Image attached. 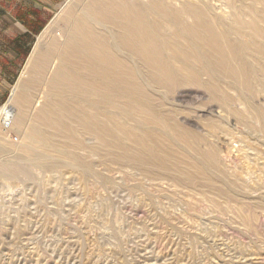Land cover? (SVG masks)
Segmentation results:
<instances>
[{
	"label": "rangeland",
	"instance_id": "1",
	"mask_svg": "<svg viewBox=\"0 0 264 264\" xmlns=\"http://www.w3.org/2000/svg\"><path fill=\"white\" fill-rule=\"evenodd\" d=\"M81 2L59 0L34 31L30 57L0 106L1 111L8 105L23 77L32 95L28 118L14 125L3 113L11 124L8 129L0 123V166L20 168L14 173L0 167V264H264V74H250L251 92L244 90L242 74L235 85L221 77L220 88L232 98L229 107L211 101L203 87L168 94L148 85L158 108L173 115L164 122L135 123L137 139L123 142L127 154L103 149L89 135L84 148L74 150L78 160L54 151L41 135L31 142L43 103L81 102L71 92L82 88L53 86L59 61L53 44L62 38L56 28L44 36L64 5ZM220 2L223 16L228 9ZM46 53L52 59L42 71L27 69L30 58ZM173 120L188 131L186 138L175 135ZM55 139V145L73 150L62 137ZM30 144L39 149L31 155ZM147 145L193 176L178 177L176 167H145ZM210 148L218 150L222 173L201 158ZM199 168L206 174L199 175Z\"/></svg>",
	"mask_w": 264,
	"mask_h": 264
},
{
	"label": "bare ground",
	"instance_id": "2",
	"mask_svg": "<svg viewBox=\"0 0 264 264\" xmlns=\"http://www.w3.org/2000/svg\"><path fill=\"white\" fill-rule=\"evenodd\" d=\"M218 1L82 0L67 9L64 5L44 33L56 28L62 38L53 44L59 61L52 83L59 90L80 87L83 92L71 94L82 98L66 103L62 94H53L64 99L42 104L30 129L31 142H38L35 136L41 135L50 140L54 151L78 160L74 150L83 149L84 136L89 135L97 146L121 148L127 154L129 148L123 142L137 139L135 123L164 122L173 115L158 108L148 85L164 88L168 94L179 87H203L221 107H229L232 101L219 86L221 77H231L235 85L242 74L244 90L253 91L250 74H264V0H222L220 7L228 9L222 13L225 16L219 15ZM42 56L30 58L27 69L33 66L42 71L52 59L50 53ZM23 79L8 105L1 108L0 123L5 128L9 129L11 120H4L3 113L10 115L14 125L28 118L32 95L24 89ZM170 128L181 139L189 134L176 120ZM57 136L73 150L55 145ZM33 147L27 145L29 155L37 146ZM149 147L143 153L145 167L178 169L176 160L171 162L161 149L155 155ZM201 158L213 171L221 172L216 148ZM0 167L14 173L20 169L8 163ZM197 172L206 174L200 168ZM175 174L193 176L180 169Z\"/></svg>",
	"mask_w": 264,
	"mask_h": 264
},
{
	"label": "crops",
	"instance_id": "3",
	"mask_svg": "<svg viewBox=\"0 0 264 264\" xmlns=\"http://www.w3.org/2000/svg\"><path fill=\"white\" fill-rule=\"evenodd\" d=\"M2 2L3 6L0 5V106L5 102L8 93L12 90L13 81L19 76L21 68L30 57L35 38L34 31L44 26L47 16L58 5L59 0H2Z\"/></svg>",
	"mask_w": 264,
	"mask_h": 264
}]
</instances>
